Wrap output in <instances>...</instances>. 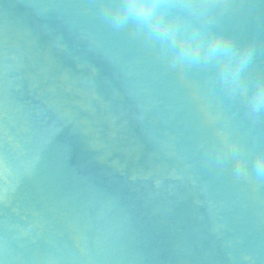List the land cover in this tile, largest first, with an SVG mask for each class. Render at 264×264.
<instances>
[{
    "label": "water",
    "instance_id": "water-1",
    "mask_svg": "<svg viewBox=\"0 0 264 264\" xmlns=\"http://www.w3.org/2000/svg\"><path fill=\"white\" fill-rule=\"evenodd\" d=\"M0 0V264H264V148L211 74L102 16ZM264 77V0H209Z\"/></svg>",
    "mask_w": 264,
    "mask_h": 264
},
{
    "label": "clouds",
    "instance_id": "clouds-1",
    "mask_svg": "<svg viewBox=\"0 0 264 264\" xmlns=\"http://www.w3.org/2000/svg\"><path fill=\"white\" fill-rule=\"evenodd\" d=\"M101 14L116 29L135 27L174 64L209 72L213 85L251 124L264 117V77H250L251 49L237 48L232 37L214 28L209 0H104ZM224 148L236 155L238 171L251 163L264 178V148H256L251 161L237 143L225 142Z\"/></svg>",
    "mask_w": 264,
    "mask_h": 264
}]
</instances>
